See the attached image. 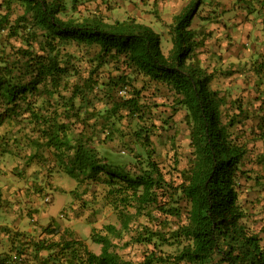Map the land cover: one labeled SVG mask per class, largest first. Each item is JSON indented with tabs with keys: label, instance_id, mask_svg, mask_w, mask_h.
I'll list each match as a JSON object with an SVG mask.
<instances>
[{
	"label": "trees",
	"instance_id": "trees-1",
	"mask_svg": "<svg viewBox=\"0 0 264 264\" xmlns=\"http://www.w3.org/2000/svg\"><path fill=\"white\" fill-rule=\"evenodd\" d=\"M203 1L187 0L172 15L164 52L155 27L134 17L107 19L102 0H72L69 7L67 0H0V126L19 125L32 146L50 149L76 185H104L118 220L93 228L88 238L49 222L24 250L13 240L25 232L15 231L0 264H19L15 259L29 247L34 257L46 252L39 264H264V225L255 232L244 222L239 191L240 180L251 177L253 144L264 143V54L249 67L253 86L263 85L261 102L215 89L222 88L218 77H227V60L221 42L209 43L194 26ZM243 1L248 14L264 16V0ZM81 2L86 13L77 9ZM150 86L171 92L172 113L184 110L190 157L175 174L153 159L151 137L164 125L152 121L143 100L142 89ZM122 119L133 124L131 136L143 149L130 158L103 148L124 139ZM157 214L179 223L164 234L139 222L145 217L163 229ZM173 241L180 245L176 253L160 249ZM131 243L149 245L139 261L119 252Z\"/></svg>",
	"mask_w": 264,
	"mask_h": 264
},
{
	"label": "rangeland",
	"instance_id": "rangeland-1",
	"mask_svg": "<svg viewBox=\"0 0 264 264\" xmlns=\"http://www.w3.org/2000/svg\"><path fill=\"white\" fill-rule=\"evenodd\" d=\"M71 1L67 0L68 7ZM186 1L102 0L101 2L99 0L107 19L134 17L155 27L162 36L164 52L169 46L171 17ZM88 4L89 9H94V2ZM80 5L77 9L86 13L87 4L83 6L81 2ZM244 6L243 0H204L198 15L194 18V26L199 33H204L209 43L215 42L213 38L221 42L219 47L224 51L227 60L226 72L222 73L227 77H218L217 82L222 88L215 89L229 97L244 96L248 101L257 104L261 102L257 96L263 85L260 88L253 86L256 75L249 70V67L257 55L264 54V16L248 14ZM2 39L3 35L0 38V46ZM106 68H103V73ZM225 83L228 88H223ZM124 93V90L118 92L120 95ZM142 94L143 100L150 109L149 114L153 117L152 121L158 126L164 125L161 129H155L151 137L155 150L153 159L162 170L175 174V168H185L190 157L188 127L183 118L184 110L179 108L174 113L171 112L169 102L172 94L167 88L150 86L142 89ZM117 125L127 133L124 139L122 142L117 139L107 141L103 148L117 150L120 155L127 158L134 153L142 152V147L135 143L131 136L133 124L127 119H122ZM18 129L19 125L12 126L8 123L0 126L2 147L0 148L2 151L0 152V256L8 251L6 249L10 247V242L14 238L13 232H25V237H21V240H13L17 250H24L31 246L32 240L35 241L40 237L38 235H41L43 228L49 222L52 225L59 224L61 229L66 228L73 232L72 236L79 238L83 236L88 238L93 228L98 230L105 223L118 226L114 210L104 199L106 188L104 185H76L73 178L53 163L54 158L50 149L32 146L25 136L21 137L23 134L17 131ZM31 154H38L41 157L35 155L30 159ZM258 154L262 155L257 157ZM250 155L252 163L247 166L252 169L251 177L240 180L239 191L246 212L244 222L252 230L259 232L264 225V143L261 140L253 144ZM168 176L169 173L166 178ZM72 190L76 193L73 194ZM157 216L159 220L165 222V228L159 229V225H154V222L149 223L145 217H140L139 222H145L153 230H160L164 234H167L168 228H175L179 223V219L172 216L165 217L158 214ZM181 219V222L184 221L183 217ZM4 227L11 231L9 236L3 234ZM259 235L262 237L261 244L264 245V234L259 232ZM64 236L68 238L70 234L64 232ZM42 237L58 239L56 235L45 234ZM85 242L90 250L99 251L97 244L89 239ZM148 246L131 243L120 248L119 252L123 258L136 262L142 258ZM159 246L165 253H176L180 245L173 241L169 244L160 243ZM29 248L25 249L24 255H21L23 259H15L17 263L25 264L27 260H37L35 262L39 264L46 255L43 251V255L34 257L33 250ZM56 257L53 258L54 262L58 258Z\"/></svg>",
	"mask_w": 264,
	"mask_h": 264
},
{
	"label": "crops",
	"instance_id": "crops-1",
	"mask_svg": "<svg viewBox=\"0 0 264 264\" xmlns=\"http://www.w3.org/2000/svg\"><path fill=\"white\" fill-rule=\"evenodd\" d=\"M5 251V250H4ZM1 253V252H0ZM1 255H3V253L1 254Z\"/></svg>",
	"mask_w": 264,
	"mask_h": 264
}]
</instances>
